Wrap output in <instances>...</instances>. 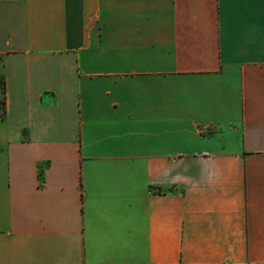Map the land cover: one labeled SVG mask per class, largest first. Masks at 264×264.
<instances>
[{
  "label": "crops",
  "instance_id": "1",
  "mask_svg": "<svg viewBox=\"0 0 264 264\" xmlns=\"http://www.w3.org/2000/svg\"><path fill=\"white\" fill-rule=\"evenodd\" d=\"M0 264H264V0H0Z\"/></svg>",
  "mask_w": 264,
  "mask_h": 264
},
{
  "label": "rangeland",
  "instance_id": "2",
  "mask_svg": "<svg viewBox=\"0 0 264 264\" xmlns=\"http://www.w3.org/2000/svg\"><path fill=\"white\" fill-rule=\"evenodd\" d=\"M0 106H3V81H2V73L0 69Z\"/></svg>",
  "mask_w": 264,
  "mask_h": 264
},
{
  "label": "trees",
  "instance_id": "3",
  "mask_svg": "<svg viewBox=\"0 0 264 264\" xmlns=\"http://www.w3.org/2000/svg\"><path fill=\"white\" fill-rule=\"evenodd\" d=\"M2 81H3V106L1 107V109H3V112L5 111V104H6V100H5V80L4 77L2 75Z\"/></svg>",
  "mask_w": 264,
  "mask_h": 264
}]
</instances>
